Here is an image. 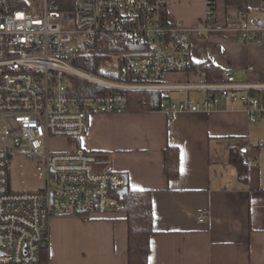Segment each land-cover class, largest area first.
Segmentation results:
<instances>
[{"label":"crops","instance_id":"crops-1","mask_svg":"<svg viewBox=\"0 0 264 264\" xmlns=\"http://www.w3.org/2000/svg\"><path fill=\"white\" fill-rule=\"evenodd\" d=\"M214 1L209 31L201 30L205 0H166L165 18L190 32V55L199 69L210 63L230 69L237 81L264 84V36L261 45L244 43L237 31L264 16V0H249L245 17L236 6ZM210 83L202 70L166 72L155 88L167 96L160 109L93 114L77 141L97 154L99 168L126 175L127 188L152 190L148 264H264V121L251 122L242 104L223 96L208 110H165L216 94L204 88ZM55 140L64 143L56 150L69 148L67 140ZM242 145L249 146L245 155L238 152ZM167 146L179 151V173L171 178L164 171ZM232 153L248 166L246 183ZM120 208L52 215L41 264H127V220Z\"/></svg>","mask_w":264,"mask_h":264},{"label":"built area","instance_id":"built-area-1","mask_svg":"<svg viewBox=\"0 0 264 264\" xmlns=\"http://www.w3.org/2000/svg\"><path fill=\"white\" fill-rule=\"evenodd\" d=\"M165 5L166 0H70V8H61L57 0H0V264H41L54 214L121 207L117 194L126 186L125 176L99 168L97 154L77 141L86 133L89 116L125 110L126 91L159 88L166 72L200 73L190 55V32L166 20ZM205 5L201 30L209 31L214 0ZM237 31L242 42L261 45L264 16L245 21ZM92 36L122 46L140 42L139 54L119 56L114 80L89 75L74 62L80 45ZM71 76L112 90L76 94ZM204 88L217 93L202 101L172 103L165 110H208L223 96L242 104L251 122L264 121V93L243 92L264 89V84L237 81L230 69H223ZM52 139L67 140L69 148L53 149ZM248 149L242 145L238 152L245 155ZM14 154L36 159L42 189H11Z\"/></svg>","mask_w":264,"mask_h":264},{"label":"trees","instance_id":"trees-1","mask_svg":"<svg viewBox=\"0 0 264 264\" xmlns=\"http://www.w3.org/2000/svg\"><path fill=\"white\" fill-rule=\"evenodd\" d=\"M227 6L234 5L240 13L249 10V0H224ZM58 7L70 8V0L63 4V0H57ZM215 7V1H214ZM140 42L125 41L122 46L117 43L108 44L106 39L92 36L87 38L79 47L74 66L92 76L109 80L116 79L118 66L112 62V53L116 50H123L125 57L139 54ZM113 64V66H109ZM196 66V64H194ZM108 66V67H107ZM198 66V65H197ZM200 70L205 73L208 81H214L221 72L210 63L199 65ZM109 87L99 85L87 79L73 83L72 92L82 95L103 94L111 91ZM264 89L252 90L257 94ZM166 95L162 90L140 89L126 91V108L128 111H141L148 109H160ZM164 171L168 178L175 177L179 173V151L174 146H167L164 151ZM231 162L235 165L238 175L243 182H247L248 166L242 161L239 155L231 154ZM121 201L120 210L125 212L127 220V264H148L150 251L149 238L153 231V204L152 190L131 189L126 193L117 194ZM47 257V249L40 251L41 262Z\"/></svg>","mask_w":264,"mask_h":264},{"label":"rangeland","instance_id":"rangeland-1","mask_svg":"<svg viewBox=\"0 0 264 264\" xmlns=\"http://www.w3.org/2000/svg\"><path fill=\"white\" fill-rule=\"evenodd\" d=\"M123 50H116L112 55V62L116 65L119 56L125 52ZM113 64H110L113 66ZM109 65V64H108ZM109 65V66H110ZM108 67V66H107ZM81 71V70H80ZM83 78L79 76H71V81H82ZM53 140V139H52ZM50 141L53 149L61 147L63 142L61 140ZM3 137L0 135V147L2 146ZM36 159H31L22 154H14L10 157L9 172H10V187L14 191L29 190L34 191L44 186V181L36 177L35 169Z\"/></svg>","mask_w":264,"mask_h":264},{"label":"water","instance_id":"water-1","mask_svg":"<svg viewBox=\"0 0 264 264\" xmlns=\"http://www.w3.org/2000/svg\"><path fill=\"white\" fill-rule=\"evenodd\" d=\"M125 176V178H126V186L125 187H123V188H121L120 190H119V193H121V194H123V193H126L127 192V177H126V175H124Z\"/></svg>","mask_w":264,"mask_h":264},{"label":"bare ground","instance_id":"bare-ground-1","mask_svg":"<svg viewBox=\"0 0 264 264\" xmlns=\"http://www.w3.org/2000/svg\"><path fill=\"white\" fill-rule=\"evenodd\" d=\"M170 91V90H169Z\"/></svg>","mask_w":264,"mask_h":264}]
</instances>
